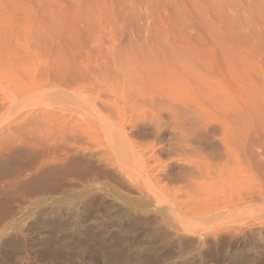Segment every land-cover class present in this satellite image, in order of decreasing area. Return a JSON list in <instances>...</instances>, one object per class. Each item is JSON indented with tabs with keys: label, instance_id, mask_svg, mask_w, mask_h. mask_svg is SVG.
I'll return each instance as SVG.
<instances>
[{
	"label": "rangeland",
	"instance_id": "rangeland-1",
	"mask_svg": "<svg viewBox=\"0 0 264 264\" xmlns=\"http://www.w3.org/2000/svg\"><path fill=\"white\" fill-rule=\"evenodd\" d=\"M0 264H264V0H0Z\"/></svg>",
	"mask_w": 264,
	"mask_h": 264
},
{
	"label": "bare ground",
	"instance_id": "bare-ground-1",
	"mask_svg": "<svg viewBox=\"0 0 264 264\" xmlns=\"http://www.w3.org/2000/svg\"><path fill=\"white\" fill-rule=\"evenodd\" d=\"M215 53V52H214ZM221 53V54H220ZM183 55H186V54H183ZM182 55V56H183ZM198 55V54H197ZM8 56V55H7ZM10 56V55H9ZM179 57L178 55H175L173 58H172V60L175 62V63H178V64H180V65H182V64H191V62L189 61V59H188V57L186 56V57ZM191 56H196V55H191ZM219 56H221V59L223 60L224 59V64L226 65V71H227V73H228V75L230 74V75H232V77L229 75V77H231L230 79L233 81L234 79L238 82V85H244L243 83V77H244V64H243V59H242V57H241V55L238 53V52H236L234 49H231V48H226V47H224L223 49H221V52H219ZM68 62V61H67ZM159 64H160V62H159ZM147 65V64H146ZM149 65V64H148ZM160 66V65H159ZM155 66H151V67H149V66H145L144 68V70L147 72V74H148V78L149 79H152V78H154V77H156V75H157V73L158 72H156V73H153V70L151 69V68H154ZM189 67H191V65L189 66ZM191 69V68H190ZM190 69H188V70H190ZM160 70H161V68H160ZM193 71V70H192ZM160 72V71H159ZM247 73V72H246ZM71 77H70V79L71 80H76L77 78L76 77H81L82 75L80 74V73H75V74H73V75H70ZM228 77V76H227ZM229 77L227 78V79H229ZM247 77V76H246ZM139 78H140V80H142L143 81V79H141L142 78V76L141 75H139ZM234 78V79H233ZM203 79V81H205L206 82V80H204V78H202ZM226 79V80H227ZM60 80H66V78L64 77V78H61ZM228 81V83H230L229 82V80H227ZM234 82V81H233ZM218 84V83H217ZM235 85H236V83H234ZM216 85V84H215ZM231 85V84H230ZM214 86V85H213ZM212 85H207V91H206V94H207V97L209 98V96H210V100H211V98L213 99V100H217V102H220V103H222V105H228V106H230L231 105V102L233 101V100H236V99H239V101L241 100V98L240 97H238V98H235L236 96H239V95H237V93H233V92H231L227 87V90H225V91H223V90H221L220 89V86L219 87H217V85L215 86V87H213ZM222 86V85H221ZM234 86V85H233ZM232 86V87H233ZM242 87H244V86H241V88H240V86H238L237 88L239 89V91L240 92H243V88ZM225 88V89H226ZM237 88L235 89V90H233V91H237ZM232 89V88H231ZM242 101H243V98H242ZM234 103V102H233ZM216 104V103H215ZM232 105H234V104H232ZM237 105V104H236ZM237 110V113H239V114H241V111H240V109L238 108V106H237V108H236ZM238 111H240V112H238ZM249 200V199H248Z\"/></svg>",
	"mask_w": 264,
	"mask_h": 264
}]
</instances>
